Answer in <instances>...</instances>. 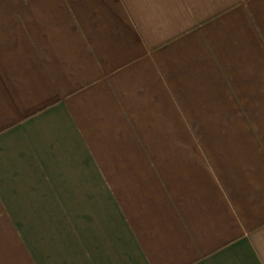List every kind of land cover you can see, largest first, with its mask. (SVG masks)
<instances>
[{"label": "crops", "instance_id": "crops-1", "mask_svg": "<svg viewBox=\"0 0 264 264\" xmlns=\"http://www.w3.org/2000/svg\"><path fill=\"white\" fill-rule=\"evenodd\" d=\"M0 264H264V0H0Z\"/></svg>", "mask_w": 264, "mask_h": 264}]
</instances>
